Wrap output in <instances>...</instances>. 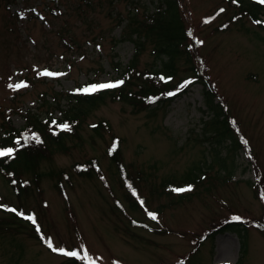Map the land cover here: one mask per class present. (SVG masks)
I'll list each match as a JSON object with an SVG mask.
<instances>
[{"label":"rangeland","instance_id":"rangeland-1","mask_svg":"<svg viewBox=\"0 0 264 264\" xmlns=\"http://www.w3.org/2000/svg\"><path fill=\"white\" fill-rule=\"evenodd\" d=\"M87 1L0 0V124L10 117L13 126L21 128L26 110L36 111L43 98L52 100L56 92L73 91L88 80L121 81L113 61L127 64L135 52L129 40L115 43L124 23L132 13L143 16L161 4V0H89L86 5ZM237 5L232 0H180L196 42V65L206 70L217 100L235 117L253 147L263 173L259 190L254 184L257 173L245 151L231 152L229 141L218 144L208 138L211 132L205 122L212 112L201 82L155 113L135 112L131 104L108 97L88 115L79 139L68 141V150L55 153L42 165L44 171L52 166L70 174V181L66 176L64 181L67 196L57 190L53 177H43L21 205L0 173V205L33 210L43 237L41 241L3 226L7 214L0 211V264H69L67 257L47 246L49 237L56 248L75 250L81 256L87 251L90 259L75 258L76 264H264V230L254 224L264 225V28L239 12ZM119 18H125L122 25ZM70 36L77 43L68 49L65 41ZM154 57L148 44L140 66L148 68ZM44 70L63 75H40ZM19 84L27 86L15 88ZM41 110L53 108L41 106ZM102 120L110 129L99 135L92 125ZM114 136L121 139L126 164L135 173L142 171L141 177L180 178L202 166L208 176L199 194L181 204L170 205L166 196L147 201L149 209L163 203L167 207L161 208L155 221L144 209L130 212L143 221L141 227H134L130 215L116 205L119 200L129 211L109 154ZM223 158L227 169L221 168ZM90 159L99 161L101 177H79L72 171L75 163ZM143 189L146 197L149 188ZM230 221L245 228L241 262L243 238L238 232L209 234ZM148 222L164 233L143 226Z\"/></svg>","mask_w":264,"mask_h":264},{"label":"trees","instance_id":"trees-1","mask_svg":"<svg viewBox=\"0 0 264 264\" xmlns=\"http://www.w3.org/2000/svg\"><path fill=\"white\" fill-rule=\"evenodd\" d=\"M5 1L10 3L16 0ZM232 1L237 2L239 12L246 14L257 25L264 28V19L260 17V15L264 16V6L261 3L257 0ZM89 3L88 0L86 5ZM52 14L55 15L56 13L53 11ZM123 20L125 18H119V24L122 25ZM70 32L69 29L65 30L66 34ZM191 34L192 30L189 27L187 28V23L180 9V0H161V4L153 12L146 11L143 16L132 13L123 25L121 36L115 41V43H119L129 40L135 46V52L127 64L122 65L120 61H113L115 72L123 81L120 87L84 94L82 91L84 88L95 85L97 82V80L91 79L84 85H78L73 91L67 93L56 92L54 96H51L52 100H49L48 97L47 99L43 98L36 111H33V109L26 110V114H24L26 122L21 128L13 126L10 117H5L0 124V151L11 148L13 149V155L0 157V173L7 177L21 205H24V199L27 198V195L39 188L43 177H53L57 190L67 196L64 181H67V179L70 181V174L65 169H54L52 166L50 170L44 171L42 165L52 158L55 153L68 150V141L79 139L81 136L80 129L88 115L104 103L106 98L110 97L113 100L127 102L133 106L135 112L148 110L155 113L157 110L169 106L175 97L184 94L196 82L203 84L205 103L212 112V117L205 122L206 131L211 132L208 138L218 144L229 141L230 144L227 145V148L231 152L240 149L245 151L251 166L254 167L257 173V181L254 184L256 191L259 190L263 173L252 153L253 147L247 140L248 138L246 139L243 135L239 123L235 121V117L231 116L221 101L217 100L218 95L207 79L206 70H202L200 65H196L197 61L193 58V47H196V42ZM75 43H77V40L73 36L69 37V41H65L68 49H71ZM148 44L152 46L155 57L150 66L146 68L140 66V56L147 49ZM182 72L185 74H181ZM162 77L163 79H161ZM26 79L31 82L28 78ZM188 81H191V83L181 87ZM169 93H175V95H169ZM41 106L48 109L53 108V111H42ZM56 111H59V116L55 115ZM65 124L68 125L67 130L62 127ZM92 128L97 134L102 135V131L110 129V125L107 121L102 120L92 125ZM33 137H38L39 142ZM113 140L109 154L115 172L120 177L129 211L122 207L119 200H117L116 205L120 207L119 209L125 215L144 209L147 213H154L157 217L162 209L167 207V204L163 203L159 208L149 209L147 201H154L166 196L170 205L184 203L199 194L201 184L204 182V178L208 176L203 173L205 171L202 166H195L194 168L198 171L191 168L180 178L167 177L157 181L151 175L146 178L141 177L142 171L135 173L126 164L123 158L121 139L114 136ZM245 141L247 143H244ZM219 162H222L221 168L227 169L226 158L219 159ZM72 171L79 177L84 178L102 176L101 165L97 159L75 163ZM25 177H27V181ZM144 186L149 188L147 199L141 194ZM188 187H191L192 191H173V189ZM141 201H143V205ZM8 208H14L17 212L36 218L33 210L26 211L18 207ZM8 208L0 205V211L7 214L5 219L1 220L3 226H13L20 232L43 241L42 232L41 230L37 231L35 224L24 219L22 215L7 211ZM128 219L134 227H141L139 224L143 222L131 215ZM254 224L264 230V225ZM143 226L150 227L155 232L164 233L162 228L154 226L150 222ZM244 229L239 222L230 221L220 228L214 229L209 234H214L220 230H233L243 238ZM242 252H246L244 238ZM244 255H241L240 261ZM67 262L76 264V259L67 257Z\"/></svg>","mask_w":264,"mask_h":264},{"label":"snow or ice","instance_id":"snow-or-ice-1","mask_svg":"<svg viewBox=\"0 0 264 264\" xmlns=\"http://www.w3.org/2000/svg\"><path fill=\"white\" fill-rule=\"evenodd\" d=\"M258 2L260 3H264V0H258ZM221 11H223V9H221ZM205 23H208V21H205ZM259 23V22H257ZM40 75L43 76H59V75H63V73H54L48 70H44L42 72L39 73ZM163 79V77L161 78ZM187 83H191V81L186 82V84L181 85V87H185L187 85ZM123 84V81H118V82H109V83H102V84H97V85H92L90 87H86L84 88L82 91L84 94H91L93 92L96 91H100L103 89H110V88H117L120 87ZM26 84H19V85H15V88H20V87H26ZM10 87H12V85H10ZM169 95H175V93H169ZM62 127L67 130L68 129V125H62ZM33 139H35L37 142H39V138L38 137H33ZM17 143H19V141H17ZM244 143H247V141H245ZM13 155V149L8 148L6 150L0 151V157H10ZM191 187L188 188H180V189H173V191L176 192H185V191H191ZM141 204L143 205V201H141ZM7 211L9 212H15L17 215H22L24 219L26 220H30L33 224H36V218L34 216H29V215H24L21 212H17L16 209L14 208H8ZM148 215L150 216L151 219L156 220V215L154 213L148 212ZM234 220H239V217H233ZM37 231H40V228L37 227ZM47 246L54 252H58L59 254L65 256V257H69V258H76L82 261H86L89 260V254L87 251H85L83 253V255L81 256L80 253L75 252V251H70V250H66L65 248H56L53 245V241L52 239L49 237L47 238Z\"/></svg>","mask_w":264,"mask_h":264}]
</instances>
